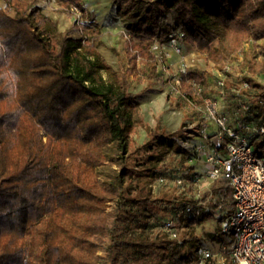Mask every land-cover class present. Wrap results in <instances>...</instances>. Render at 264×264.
<instances>
[{
  "label": "trees",
  "instance_id": "16d2710c",
  "mask_svg": "<svg viewBox=\"0 0 264 264\" xmlns=\"http://www.w3.org/2000/svg\"><path fill=\"white\" fill-rule=\"evenodd\" d=\"M43 1L0 0V264H213L203 261L197 236L172 240L160 225L154 235L150 222L159 210L176 212L161 207L170 202L154 199L147 181L130 195L129 180L154 178L148 165L160 159L147 158L141 173L127 167L142 123L127 79L138 73V57L147 62L156 43L172 39L222 69L242 53L245 38L264 42V0H116L131 40L125 73L82 37H63ZM58 2L65 9L82 4ZM247 65L252 75L264 73V59ZM187 79L204 84L197 70L185 75L192 95ZM246 82L260 92L255 105L243 101L248 118L262 122L264 87L252 76ZM251 142L264 156V135ZM177 152L185 161L191 157L181 147ZM108 164L120 169L107 171ZM223 181L225 187L212 190L214 208L226 211L220 223L234 212L233 188ZM212 216L202 212L180 222L191 226ZM219 226L212 239L234 264V240Z\"/></svg>",
  "mask_w": 264,
  "mask_h": 264
},
{
  "label": "rangeland",
  "instance_id": "374dc122",
  "mask_svg": "<svg viewBox=\"0 0 264 264\" xmlns=\"http://www.w3.org/2000/svg\"><path fill=\"white\" fill-rule=\"evenodd\" d=\"M81 2L85 5V12L83 11V16L80 18L72 12V8L65 9L58 0H44L41 6L43 12L58 24L63 37H82V39H85L84 42L86 44L98 49L101 56L113 69L119 73H125L130 63L127 54V44L131 40L125 25V19L117 11L116 0H81ZM86 23L91 24L97 29L99 34H94L90 28L86 27ZM263 44V41L256 42L245 38L242 45V53H238L235 56L236 60L227 63L222 69L216 68L192 47L183 48L184 58L192 65V69L199 71L203 77L204 85L202 87L208 96L213 99L218 98L221 107L228 114L233 125H235L237 119L234 113L237 109V105L235 104L236 91L240 92L239 99L241 101L255 105L256 101H258L256 97L260 92L243 90L242 85L246 82L247 78L252 76L258 84L264 87V73L252 75L248 71L247 65L248 61L253 60L254 57L257 58L258 62L263 61L264 56L261 52ZM162 49L165 51L168 48L164 46ZM150 56L148 60L146 59L148 64L147 62H145L146 64L143 63V59L138 57V73L127 79L131 92L140 103L139 117L142 122L136 128L133 136L127 167L141 173L148 168L144 164L147 158L153 156L159 158L160 161H152L148 165L150 168L156 169L157 175L154 178H146L141 181V178L137 174H134L128 182L130 195L136 196L142 184L147 181L154 199L165 198L170 202L164 203L161 207H168L169 209L173 207V211L177 212L181 211L183 205L186 203L196 209V215L202 214V212L212 214L211 218L204 219L202 222L197 221L191 226H187L184 222L179 221V239L187 238L189 235L199 237L202 240L204 249L213 254V264H227L224 259L227 256L226 250H221V246L215 244L212 239L217 231V227L220 225L219 220H221L226 211L223 213L220 209L214 208V204L218 202V198L214 192L212 196H208L210 190L212 192L214 189H221L227 184L221 180L212 185L209 188L210 190H208L204 186L188 188L172 186L167 189L164 185L157 183L161 178L172 181L173 178L179 176L188 178L189 173L194 171L204 173L206 167L199 157L192 155L185 161L183 156L177 152V149L180 147L182 149H189L192 151L191 153L195 152L193 146L196 147L201 142L198 121L202 120V113L195 112L187 105L182 104V101H179L172 95L165 83L162 68L167 65L171 73H177L179 57L172 55L169 59H159L155 57L152 49ZM227 66H229L230 71L224 94L221 96L220 92L216 89L215 82L218 75ZM220 97L221 99L219 100ZM239 114L242 116L243 112H239ZM189 126L192 129L190 133ZM208 131L214 132V127L211 123H208ZM186 143H189V145ZM261 157L264 156L261 155ZM104 169L113 172L118 171L120 166L108 164ZM190 201L193 203H190ZM158 214L157 220H151L150 222V225L157 226L154 235L159 231L158 225L161 227L162 222L171 216V213H167L161 209ZM201 264H206V262H202Z\"/></svg>",
  "mask_w": 264,
  "mask_h": 264
},
{
  "label": "built area",
  "instance_id": "2783aa9c",
  "mask_svg": "<svg viewBox=\"0 0 264 264\" xmlns=\"http://www.w3.org/2000/svg\"><path fill=\"white\" fill-rule=\"evenodd\" d=\"M71 10L80 18L83 16L85 5L82 3L80 8ZM164 46L168 48L165 51L162 49ZM152 51L159 59H169L172 55L180 59L177 73H171L169 67L163 65V76L169 91L176 99L195 112L202 113L204 122H201V119L198 121L199 138L202 143L193 146L194 153L189 149L186 150H189L191 156L199 157L206 167L204 173L194 171L189 173L188 178L179 176L172 181L161 178L157 183L167 189L172 186L180 188L204 186L210 190L212 185L226 179L233 188L234 212L226 216L220 226L222 232L231 235L234 240L230 258L234 264H264V157L255 154L251 142L254 136L264 135V121L249 120L250 107L239 99V91L235 93L237 109L234 113L237 119L233 125L218 98L213 99L208 96L202 87L203 83L187 79L193 95L186 90L184 77L193 69L184 58L182 45L175 39H172L168 45L156 43ZM229 71V66L225 67L215 82L221 96L226 88ZM249 88V84L244 82L242 89ZM239 112H243L242 116ZM208 123L213 125V133L208 131ZM191 130L189 126V133ZM210 195L212 196L211 190L208 196ZM195 213L196 209L192 205L185 204L181 211H177L162 222L161 232L172 240H178L180 217H192ZM200 255L203 261L213 256L204 248L200 250Z\"/></svg>",
  "mask_w": 264,
  "mask_h": 264
}]
</instances>
